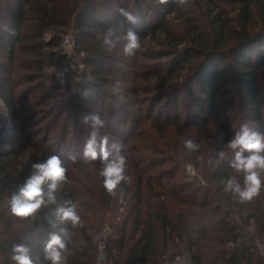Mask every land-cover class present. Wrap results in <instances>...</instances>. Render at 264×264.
Segmentation results:
<instances>
[{"label": "trees", "instance_id": "obj_1", "mask_svg": "<svg viewBox=\"0 0 264 264\" xmlns=\"http://www.w3.org/2000/svg\"><path fill=\"white\" fill-rule=\"evenodd\" d=\"M109 28L120 37L110 50ZM129 29L141 43L131 57L123 53ZM68 33L84 52L83 73H66L79 79L75 91L52 79L72 62L56 50ZM84 116H98L97 141L107 136L109 150L120 145L126 157L129 179L114 196L101 159L84 160L93 131ZM243 124L264 132V0H0V264H15L16 244L33 264H51L52 233L65 241L66 264H98L100 253L101 264H264V186L241 204L222 183L236 175L243 184L227 148ZM49 155L66 168L56 203L34 217L12 215L11 194ZM68 200L77 227L54 216Z\"/></svg>", "mask_w": 264, "mask_h": 264}, {"label": "clouds", "instance_id": "obj_2", "mask_svg": "<svg viewBox=\"0 0 264 264\" xmlns=\"http://www.w3.org/2000/svg\"><path fill=\"white\" fill-rule=\"evenodd\" d=\"M166 2V0H161ZM179 3H186V0H179ZM120 14L132 24L137 23V17L131 12L119 9ZM115 36V29L109 28L104 36L103 44L110 50L116 46L120 37ZM126 41L123 53L126 56H134L140 49V37L129 29L123 37ZM92 121L93 131L89 134L83 147L85 162H91L97 158L101 159L103 167L99 175L103 178V187L110 195H116L118 186L122 181L129 179L125 175L126 157L121 153L120 145H113L114 151L108 148V137L97 141V128L103 126L98 116H84L83 123ZM184 147L195 150L198 145L193 140H185ZM227 148L232 151L233 158L230 161V168L236 174H242L243 184L236 175L229 176L222 181L224 191L231 193L239 203L251 202L260 194L262 181H264V132H256L243 124L239 131L228 141ZM75 160V157H72ZM219 159H225V153H219ZM66 180V168L58 155H49L46 159L34 162L31 165V173L25 181L18 186V190L11 194L7 201L10 213L16 217H34L42 206L56 203L55 193L59 185ZM54 216L57 221L64 223L68 221L73 227L81 224V217L77 213V205L71 200L65 201L64 206L55 209ZM55 227V223H53ZM61 231H64L63 229ZM11 259L15 264H33L29 255V248L23 244L13 246ZM67 251L65 241L61 235L52 233L45 246L46 259L51 264H66Z\"/></svg>", "mask_w": 264, "mask_h": 264}, {"label": "built area", "instance_id": "obj_3", "mask_svg": "<svg viewBox=\"0 0 264 264\" xmlns=\"http://www.w3.org/2000/svg\"><path fill=\"white\" fill-rule=\"evenodd\" d=\"M68 36H63L62 41L60 42L59 46L56 50L61 51L62 53L68 55L70 59H72L71 64L63 71H59L57 73V76L61 77L62 79L65 78L66 73L68 71L81 73L84 69V63H83V57L84 52H78L74 37L71 33L66 34ZM50 36H47V39H49ZM7 111V110H6ZM10 123V122H9ZM192 165H189L190 170L192 171V177L197 176V173L194 168L191 167ZM261 249L264 251V247L261 246ZM105 254L100 253L99 256V262L98 264H101V262L104 260Z\"/></svg>", "mask_w": 264, "mask_h": 264}, {"label": "rangeland", "instance_id": "obj_4", "mask_svg": "<svg viewBox=\"0 0 264 264\" xmlns=\"http://www.w3.org/2000/svg\"><path fill=\"white\" fill-rule=\"evenodd\" d=\"M188 7H189V5H188ZM227 11H228V15H229V18H230V22H231V26L232 27H234V25H235V20H236V16L238 15V11L236 10V8H235V6H233V5H230V6H228L227 7ZM190 10H192V9H190ZM200 10V9H199ZM198 10V11H199ZM194 11V10H193ZM187 12H190L191 13V11H187ZM183 15V16H182ZM181 15V17H185L186 18V16L188 17L189 16V14H182ZM191 15V14H190ZM172 19H174L175 20V16H172L171 17ZM181 22V19H178V20H175L174 21V23H180ZM69 34V33H68ZM64 36H68V35H64ZM147 44H149L150 45V43H149V41L147 42ZM85 70V67H84V69H83V71ZM83 71L81 72V73H77V72H73V74H75V75H81L82 73H83ZM50 73H55L53 70H50L49 71ZM53 77L54 78H52L53 79V82L54 83H60V85L61 86H66L67 85V83H68V85H70V87H71V89H72V91H75L78 87H79V79H77V78H73V79H71L69 82H68V80L66 79V76H65V78H61V77H59V76H57V74H53ZM232 112H235L236 110H235V108H233L232 110H231ZM185 111H184V109H182V113H184ZM43 129L44 128H40L39 130L40 131H42L41 133V135H43V133H44V131H43ZM58 130H54V132L53 133H56ZM54 136H56L57 137V135H54ZM54 141H55V137H54ZM56 141H57V139H56ZM192 167V166H191ZM193 168V167H192ZM186 169H187V173H188V175L190 176V178L192 179V174H191V170H190V168H189V165H187L186 166ZM197 173V172H196ZM101 250L103 251L104 250V246L101 244ZM105 254V253H104ZM104 259H105V257H104Z\"/></svg>", "mask_w": 264, "mask_h": 264}]
</instances>
